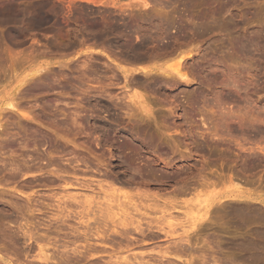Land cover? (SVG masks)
<instances>
[{
	"label": "rangeland",
	"instance_id": "obj_1",
	"mask_svg": "<svg viewBox=\"0 0 264 264\" xmlns=\"http://www.w3.org/2000/svg\"><path fill=\"white\" fill-rule=\"evenodd\" d=\"M129 2L133 4L135 0H0V120L2 119L1 122L3 124H1V128L5 129L4 131V129L0 128V198L5 199L3 201L0 200V214L3 213L0 216V230L3 232L4 229L6 230L8 228V230H4V232H6L4 235L6 241H4L5 239H1L3 238L1 236L3 233L0 231V241H3L0 242V245L4 244L2 246L4 248L6 246L5 250L0 246L3 250H0V260L13 262L12 264H30V259H33L29 256H32L31 254H33V252L27 254L29 256L26 255L25 252L27 251L22 247L24 245V243H22L23 241L17 238L18 235H20L19 227L23 226L24 228V223L27 220L31 230H36L35 232L40 231L41 233L44 232V225H49L54 214L59 211H57L58 208L55 207L56 205L58 206L57 199L60 198V201L62 199L64 201L65 198L62 197V195L67 198L68 196L76 194V197L77 195L79 197L81 195L80 191L84 193V189L87 188H84V186H87L91 182V185L89 184L86 189V193L87 195L90 194L93 199L95 194L97 198L99 197L98 195L105 197L107 194V198L109 196L110 200L113 198L115 200V198H121V195L123 198V194L127 193L126 190L128 193L134 194V191H142V188L146 193L149 189V193L151 194L147 195L150 196V199H143L141 204L144 205L145 203L146 207L151 209L145 208L144 210L147 211L142 210L146 213L150 212L152 216L149 215L153 219H151L149 215L145 216L146 218L144 217L142 228H146V219L148 217H150L148 221L152 220V222L154 219H157L154 221L156 223L159 222V218H164L160 220L158 224L165 232V234L162 232L163 234L160 233L158 235L161 239L157 238L154 241L145 239L143 243L138 241L139 243H137L139 245L134 244L136 246L132 245L128 247V249L126 248L117 253L111 250L106 253L104 252L101 255V259L97 258L99 264H106L109 259L116 258V256H124L126 253L131 257L132 254L134 256V253H136V256H138V254L140 256L142 253L141 257H138L144 262L148 259L146 262H153L150 264H165V259H162L160 254L155 253V251H166L169 247V249H172L173 243H170V241H175L176 239L180 240L181 236H183L184 239H187V237L189 239L191 236L192 238L190 237L191 239L189 240L190 243L193 244L196 241L193 247L191 246V249L194 248L195 245L196 248L192 249V251L189 248L187 252L185 251L186 254L183 252L181 258H183L184 261H177L178 263L174 262L173 264H201L200 259L202 257L205 258L202 263L207 261L205 264H212L210 254L214 252L210 251L208 247L211 244L213 245L214 240L217 238L216 241H219L218 244L221 245H218L215 241L214 244L217 245V247L214 245L213 248L215 247V250H217V248L219 249L216 254L214 253L216 257H218L219 252V258L223 257L222 260L220 259V264H254L251 263V261H247L248 259L245 256H241L242 254L239 255V252H243L238 248L236 250V245H233L239 241L240 238L250 236L253 230H255V228L257 229L256 225L259 224L258 222L255 223V221H253L254 223H247L252 220H244L245 217L242 218L240 211L236 210V208L243 207L242 204L244 205L246 203L243 207L244 210L247 208L249 210H258L260 208L258 211H264V207L262 206L264 203V53L263 55L261 54V56L258 55L260 52L262 53L264 51L262 50L264 49V0H149L148 2H151L149 8L151 10L153 9V14L157 13L158 9L161 7V10L159 9L160 12L164 10L162 13L166 12L169 20L172 19L171 22H173L169 29V36H171V39H167V44H169L166 47L167 49L160 47L159 49L157 47H152V49H150V47L147 49L150 51L149 53L147 50L136 53L127 52L126 49H124L125 45L122 43V37L124 34L130 36V33H124V23L128 15L141 14L138 8H136L137 10L126 8V12H128L127 14L126 12L124 13L122 11L124 9L122 5L124 6V4H128ZM157 2L160 3L157 4ZM154 3L157 4V7ZM175 21L177 23H175ZM5 22L7 23L5 24ZM206 26H208V28ZM119 29L121 31H119ZM191 30L195 31L192 32ZM138 35L139 34L133 35L132 33V37L129 38L133 40V42H136V37ZM256 35L258 37H256ZM247 37L251 40L246 39ZM233 38L234 40L236 39V41H234ZM94 39L96 43L98 42L97 44ZM242 40H254L253 42H255L256 48H259V50H255L253 46L252 48L254 50H251V52L253 51V56L251 54V56L244 57L245 54H241L244 50L241 45ZM236 45L239 46L237 47ZM259 45L263 47L260 48ZM236 47H240L242 51L239 49L236 50ZM239 51L242 57L239 55ZM230 53L234 55V57L227 56L230 55ZM234 53L239 55L238 58H241H239L240 61ZM252 57L255 59L253 60ZM260 57L263 62H261ZM121 59H123V61ZM244 59H246L247 63ZM175 61H181L182 63L181 67L183 69L181 72L185 75V77H183L184 79L182 78L183 80L173 76L170 78V76L168 77L167 75L164 77V74H162L173 67ZM249 62L252 63L248 64ZM169 65L171 66L169 67ZM37 68H41V70H43L41 74L44 72L46 75L44 73L42 74L43 76L40 74L42 78L39 77V79H35V81H31L25 85L24 82L29 79L25 76L30 75L33 71L32 69ZM21 79H23L24 82L17 83V81ZM32 82L35 84L36 82L43 83L46 87L51 85V87H47L48 89L45 87L43 90L39 89L37 92L35 89H29L33 85ZM226 84L229 85L227 86ZM19 85H21L22 88L21 86L19 88ZM228 87L230 90L227 89ZM15 92L18 93V96ZM14 96V102H17L18 110L12 115L9 111H3L5 110L3 104L13 99ZM218 100L221 102H218ZM217 102L224 105L217 107ZM221 107L223 110L220 109ZM216 108L219 110H216ZM228 110L234 111L235 114L232 112L230 113ZM19 112L23 114L20 115ZM7 113L9 114L8 116ZM26 113H28V116L31 115L30 117H32V120H28L25 118L26 116H23L27 115ZM227 113L229 115H227ZM230 114L235 116H231ZM221 116L225 117L221 118ZM243 116L247 120L249 119L248 121L246 120V124L248 123V125L251 126L247 125L246 127L248 129L245 127V123L240 124V122H238ZM245 116H250L251 119L253 118L256 120L253 122V119V121H251L250 117L248 118ZM201 119L204 120L206 125H203V120ZM237 119L239 120L237 121ZM72 120L74 121L72 122ZM83 120H85V122ZM250 121L253 124H251ZM217 124L219 126L224 124V126L218 128ZM240 125H244L243 127L246 129L243 127L242 129L241 127L239 128ZM256 127L260 131L257 130ZM2 131L7 133L4 134ZM240 134L241 136L239 137ZM227 138L230 141H228ZM242 138L247 139L244 140ZM9 140H11V142ZM103 141H105V143ZM83 145H86V147ZM48 151H51V153L54 152V154H52L57 155H55V158H60L59 155H61L63 159L66 156V158H69L70 154H72L71 156L74 155V158L77 156V159L73 158L74 160H71L70 157L69 160H71V162L68 163V165L70 164L68 168L73 167L75 170L70 168L69 174L65 171L63 174H60L64 177L66 173L65 175L69 176L71 180L66 176L64 179L60 178V175H58V177L56 175L54 176L51 171L54 169L55 172V170L59 168L55 169L57 166L51 165L53 169L49 166L52 169H49L52 175L47 171L49 167L48 165L46 166V164H48L50 160V164L57 162L56 165L58 166L62 160L55 159L54 157L55 160L51 159L52 157L49 158ZM64 153L66 156H64ZM123 155H125L127 159H125ZM209 155H211V157ZM42 159H44V161ZM47 159L49 160L48 162ZM65 159L62 160V162H64L61 163L64 167H67L68 165H64V163L67 164ZM79 159H84L83 162L86 164ZM76 161L79 162V164H77ZM72 162L77 168L71 166ZM105 166L107 167L106 170ZM64 167L62 168L64 169ZM88 167L89 170L87 169ZM133 167H135V169ZM61 170L62 169L59 171ZM134 170L137 171V173H134ZM71 171H74V174L71 173ZM104 172L109 174V178L111 179L108 180V176ZM94 173L96 174L94 175ZM100 173L103 175L105 174L104 178ZM74 175H77L75 176V178L77 177L76 179ZM54 177L56 179H54ZM114 177L115 182L112 181ZM68 178L70 182L67 181ZM99 178L101 181H99ZM57 179H59V181ZM74 179L77 183L79 181H83L84 183H79V186L73 183L75 181ZM103 179L104 182H102ZM107 180L111 182L110 186L105 182ZM132 180H134L135 183ZM247 180L251 181L248 182ZM117 181H121L119 182L121 185H125L127 182L129 183L125 186L123 185L122 187L124 189L121 190L122 187L117 184ZM104 183L107 184L105 185ZM198 183H204V185L199 184V186ZM81 184L85 185L82 186ZM129 184L133 187L136 186V188H141V186H143L141 189L138 188V190H135L136 188L133 189V187L131 190H128L127 188H131ZM192 184L195 186L192 187ZM98 186L103 187V189ZM176 186L179 187V190L180 187L184 189L187 186L192 189L190 190V188L187 187L189 189L188 192L181 190L184 191V193L179 191L181 194L176 192V195L174 191L177 188ZM147 187L148 189L146 190L145 188ZM114 189L117 190V193ZM88 190L92 192L90 193ZM118 191H124V193L121 192V194ZM104 192L106 194H104ZM152 192L159 193H156L158 194L156 195ZM170 192H173L175 195H171ZM168 193H170L171 196H169ZM22 194H24V197H22ZM230 194L236 196L226 197ZM155 195L158 198L156 204L154 200L151 199V196L153 198L156 197ZM26 196L30 198L29 202L26 201ZM55 196L57 198H55ZM90 196L89 198L91 199ZM101 196L98 199L95 197L97 201L94 200V202H99V199L100 202H102L103 199L104 202L109 200ZM161 197H165V199L172 197L173 200L170 198V201H168L169 199L165 200L162 198L164 202ZM249 197L253 199L257 198L258 200L256 199L252 202V200H249ZM219 199L223 203L221 202L219 204ZM217 200L219 202L215 204ZM229 200L233 201L230 203ZM239 200L241 203L238 202ZM7 201H11V204H13L12 207L5 208L6 206L3 202H6V205H8ZM166 201L167 203L172 201V204L165 205ZM212 201L213 205L210 208L222 209L224 206L225 208L222 210L216 209L218 213L215 212L216 210H213L211 215L210 208L206 207L207 204ZM234 201L235 203H239L235 204L236 207L234 206ZM224 202L228 203L226 204ZM257 203H259V205ZM102 205L105 206V203L102 202ZM246 205L247 208L245 207ZM29 207L30 211L34 209L32 210L33 213L26 209ZM61 207L64 206L61 204ZM231 211L234 214H232ZM5 213H11L10 217H8L9 215L6 217ZM3 215L5 216L3 217ZM22 216L25 219H23ZM161 216H163V218ZM204 216L212 217L210 218L212 222L206 223L207 226L205 224V227L204 225H200L202 227H198L197 229L195 227H192L193 229L190 228L191 222L199 223L201 217ZM232 216L233 218L231 219ZM234 216L237 220L239 219V222L234 219ZM16 217L18 219L21 217L22 219L18 220ZM6 218L7 220L10 218L9 220L12 222H7ZM15 219L17 223H15ZM3 222L5 226L2 225ZM52 222L50 226L53 225L52 227H55V221ZM221 222L222 224H220ZM171 223H174L175 226L170 227L169 225H171ZM144 224L145 226H143ZM17 228L19 230H17ZM199 228H201L200 231ZM13 229L15 232L12 231ZM11 231L12 235H15V233L17 234V236H14L15 238L11 237ZM9 235L11 241L14 240L15 242H11L9 237H6ZM136 236L137 235L134 237ZM202 237H204L203 239H205V241L202 240V242H200ZM136 238L139 239L140 237ZM184 239H182V241ZM18 240H20V242ZM179 240H176V242ZM191 241L194 242L192 243ZM197 241L199 242L197 243ZM224 242L225 244H222ZM201 243L204 245L201 247L202 249L206 247V249L204 248L205 251L197 250ZM207 243L210 244L208 245ZM212 245L210 246L211 248ZM223 246L224 250L227 249L225 252H223ZM233 248L235 251H233ZM237 251L239 252L237 253ZM5 252L6 254H4ZM50 252L52 251L50 250ZM201 252H205V256L208 254L209 256H207L209 258L207 256L205 257L204 254L202 255ZM142 257H144L145 260ZM226 258L228 259L227 261L230 262H227ZM242 261L244 262L242 263ZM91 262L92 260H88L87 262H80L79 264H90ZM70 264L73 263L71 262ZM166 264L172 263L167 261Z\"/></svg>",
	"mask_w": 264,
	"mask_h": 264
},
{
	"label": "bare ground",
	"instance_id": "obj_2",
	"mask_svg": "<svg viewBox=\"0 0 264 264\" xmlns=\"http://www.w3.org/2000/svg\"><path fill=\"white\" fill-rule=\"evenodd\" d=\"M149 1V0H148ZM147 0H135V3L133 2V4L132 3H128V4H124V6L122 5V7H124V9L122 10V8H121V10L125 13L126 12V8H133V9H136V8H138L140 11H141V14L140 15H138L137 14V11H136V14L137 15H134V14H132V16H130V15H128V17H127V20L125 21V23H124V33H130L129 35L130 36H126L124 33V36L122 37V43L125 45V47H124V49H126V51L127 52H143V51H145V50H147L148 48H150V49H152V47L154 48V47H157L158 49H159V47L160 48H165V49H167L166 47H167V45H169V44H167V39H171V36H169V29H170V27H171V25H172V23L173 22H171V20H169V18H168V14L166 15L165 13H162V12H164V10L163 11H161L160 12V10L158 9V12L157 13H155V14H153V12H152V10L149 8L150 7V4H151V2H148ZM160 1V0H159ZM162 2V1H161ZM160 3V2H159ZM158 2H157V4H159ZM226 3V2H225ZM155 4V3H154ZM153 4V5H154ZM157 4H155L156 5V7H157ZM163 5V4H162ZM164 6V5H163ZM227 6V5H226ZM151 7H153V6H151ZM165 8V7H164ZM169 8V7H168ZM117 9H119V8H117ZM163 9V8H162ZM137 10V9H136ZM157 10V9H156ZM119 11V10H118ZM121 11V12H122ZM122 12V13H123ZM128 12V11H127ZM127 12H126V14H127ZM131 12V11H130ZM133 12H135V11H133ZM160 12V13H159ZM172 12V11H171ZM152 13V14H151ZM126 14H125V16H126ZM130 14V13H129ZM170 14H172V13H170ZM173 16V15H172ZM120 18V17H119ZM173 18V17H172ZM121 20V19H120ZM2 21V20H1ZM111 21V20H110ZM119 21V20H118ZM123 21V20H122ZM108 22H109V20H108ZM7 22H5V24H6ZM110 23V22H109ZM114 23V22H113ZM175 23H177L176 21H175ZM214 23V22H213ZM181 24V23H180ZM228 24V23H227ZM119 25V24H118ZM123 25V24H122ZM135 25V26H134ZM220 25V24H219ZM120 26V25H119ZM223 26V25H222ZM85 27V26H84ZM186 27V26H185ZM198 27H200V26H198ZM207 28H208V26H206ZM216 27V26H215ZM117 28V27H116ZM116 28H114V29H116ZM212 28V27H211ZM216 28H218V27H216ZM180 29H182V28H180ZM191 29V28H190ZM197 29V28H196ZM201 29V28H200ZM204 29L206 30V28L204 27ZM224 29H226V28H224ZM223 29V30H224ZM102 30V29H101ZM193 30V29H192ZM191 30V31H192ZM209 30V29H208ZM98 31V30H97ZM117 31V30H116ZM119 31H121L120 29H119ZM122 31H123V29H122ZM176 31H178V30H176ZM195 31V30H194ZM194 31H192V32H194ZM198 31V30H197ZM201 31H203V30H201ZM207 31V30H206ZM134 32H135V34H139L136 38H137V41L136 42H133V40H130V38L132 37L131 35H132V33H133V35H135L134 34ZM183 32V31H182ZM185 32V31H184ZM189 32V31H188ZM196 33V32H195ZM194 33V34H195ZM203 33V32H202ZM207 33V32H206ZM112 34V33H111ZM117 34V33H116ZM121 34V33H120ZM183 34V33H182ZM221 34V33H220ZM229 34H231V33H229ZM89 35V34H88ZM105 35V34H104ZM110 35V34H109ZM228 35V34H227ZM114 36H116V35H114ZM179 36V35H178ZM235 36H237V35H235ZM245 36V35H244ZM106 37V36H105ZM130 37V38H129ZM180 37V36H179ZM178 37V38H179ZM228 37V36H227ZM256 37H258L257 35H256ZM92 38H94V37H92ZM119 38H121V37H119ZM135 38V39H136ZM175 38V37H174ZM174 38H172V39H174ZM242 38H244V37H242ZM175 39H177V38H175ZM246 39H248V37L246 38ZM260 39V38H259ZM101 40V39H100ZM225 40V39H224ZM231 40V39H230ZM233 40H234V38H233ZM248 40H251L250 38L248 39ZM263 40V39H262ZM261 40V41H262ZM94 41H95V39H94ZM105 41V40H104ZM234 41H236V39L234 40ZM233 41V42H234ZM254 40H252V41H247V40H245V41H241V45H242V49H244L243 51H242V49H240V47L239 48H237L239 45H236L237 47H236V50L237 49H239L240 51H242L241 52V54H245L244 55V57L246 56V57H248V56H251V54H252V56H253V51L251 52V50L253 49L252 47L254 46V48H255V50L257 49L256 47V44H255V42H253ZM118 42V41H117ZM120 42V41H119ZM172 42V41H171ZM230 42V41H229ZM228 42V43H229ZM95 43H96V41H95ZM98 43V42H97ZM96 43V44H97ZM108 43V42H107ZM110 43V42H109ZM121 43V44H122ZM170 43V42H169ZM173 43V42H172ZM258 43V42H257ZM93 44H94V42H93ZM171 44V43H170ZM229 44H231V43H229ZM237 44V43H236ZM239 44V43H238ZM259 44V43H258ZM257 44V45H258ZM261 44V43H260ZM263 44V43H262ZM233 45V44H232ZM264 45V44H263ZM230 46V45H229ZM261 45H259V47H260ZM113 47V46H112ZM263 47V46H262ZM262 47H260V48H262ZM113 49V48H112ZM169 49V48H168ZM233 49V48H232ZM235 49V48H234ZM155 50V49H154ZM178 50V49H177ZM254 50V49H253ZM257 50H259V48L257 49ZM262 50H264V49H262ZM121 51H122V49H121ZM125 51V52H126ZM148 51V50H147ZM240 51H239V55H240ZM150 51H148V53H149ZM155 52V51H154ZM163 52V51H162ZM167 52V51H166ZM223 52V51H222ZM115 53V52H114ZM119 53H121V52H119ZM123 53H124V51H123ZM147 53V52H146ZM236 53H238V52H236ZM236 53H234L235 55H237V58H238V54H236ZM259 53V52H258ZM257 53V54H258ZM263 53H264V51L261 53H259L258 55L259 56H261V54L263 55ZM155 54V53H154ZM160 54H161V52H160ZM169 54V53H168ZM175 54V53H174ZM118 55V54H117ZM116 55V56H117ZM125 55V54H124ZM153 55V54H152ZM151 55V56H152ZM187 55V54H186ZM189 55V54H188ZM204 55V54H203ZM119 56V55H118ZM117 56V57H118ZM156 56H158V55H156ZM171 56V55H170ZM169 56V57H170ZM182 56V55H181ZM185 56V55H184ZM227 56H233L234 57V55H232L231 53H230V55H227ZM241 56V55H240ZM130 57V56H129ZM148 57V56H147ZM207 57V56H206ZM242 57V56H241ZM256 57V56H255ZM115 58V57H114ZM120 58V57H119ZM122 58V57H121ZM150 58H152V57H150ZM154 58V57H153ZM215 58V57H214ZM236 58V59H237ZM240 58V57H239ZM238 58V59H239ZM262 58H263V56H262ZM262 58L260 57V59H261V62H263L262 61ZM144 59V58H143ZM159 59V58H158ZM162 59V58H161ZM170 59V58H169ZM207 59V58H206ZM225 59V58H224ZM241 59V58H240ZM240 59H239V61H240ZM252 59H253V57H252ZM255 59V58H254ZM253 59V60H254ZM122 61H123V59H121ZM120 60V61H121ZM129 60V59H128ZM127 60V61H128ZM152 60V59H151ZM181 60H182V57H181ZM202 60V59H201ZM245 61H246V59H244ZM259 60V59H258ZM125 61H126V59H125ZM124 61V62H125ZM134 61V60H133ZM156 61V60H155ZM164 61H165V59H164ZM214 61V60H213ZM220 61V60H219ZM227 61V60H226ZM132 62V61H131ZM143 62H145V61H143ZM143 62H141V63H143ZM153 62V61H152ZM163 62V61H162ZM177 63V64H176ZM208 63V62H207ZM217 63V62H216ZM246 63H247V61H246ZM252 63V62H251ZM250 62L248 63V64H251ZM154 64H156V63H154ZM160 64V63H159ZM198 64V63H197ZM219 64V63H218ZM134 65V64H133ZM205 65V64H204ZM207 65V64H206ZM253 65V64H252ZM27 66V65H26ZM147 66V65H146ZM158 66V65H157ZM171 65H169V67H170ZM182 63H181V61H175V64H174V66L173 67H171L168 71H166V72H163L162 70V74H164V77L167 75L168 77L170 76V78H171V76H173V77H178V78H180V79H182L183 77H185V75L181 72V70L183 69L182 67ZM184 66V65H183ZM210 66V65H209ZM249 66H251V65H249ZM261 66V65H260ZM24 67V66H23ZM49 67V66H48ZM168 67V66H167ZM238 67V66H237ZM246 67V66H245ZM264 67V66H263ZM212 68V67H211ZM251 68V67H250ZM249 68V69H250ZM254 68V67H253ZM256 68V67H255ZM258 68V67H257ZM208 69V68H207ZM216 69V68H215ZM220 69V68H219ZM238 69V68H237ZM252 69V68H251ZM14 70V69H13ZM33 71L30 73V75H28V76H25L26 78L28 77L29 79L27 80V81H23V79H21V80H19V81H17V83H22V82H24L25 83V85H26V83H30L31 81H35V79H39V77H40V74H41V71H43V70H41V68H37V69H32ZM222 70V69H221ZM256 70V69H255ZM209 71V70H208ZM243 71V70H242ZM241 71V72H242ZM260 71H261V68H260ZM14 72H15V70H14ZM247 72V71H246ZM249 72V71H248ZM44 73V72H43ZM42 73V74H43ZM156 73H158V72H156ZM223 73V72H222ZM260 73V72H259ZM263 73V72H262ZM261 73V74H262ZM41 74V75H42ZM45 74V73H44ZM213 74V73H212ZM254 74H255V72H254ZM46 75V74H45ZM51 75V74H50ZM205 75V74H204ZM229 75V74H228ZM239 75V74H238ZM241 75V74H240ZM15 76V75H14ZM43 76V75H42ZM56 76V75H55ZM213 76V75H212ZM252 76V75H251ZM24 77V78H25ZM46 77V76H45ZM130 77V76H129ZM214 77V76H213ZM226 77V76H225ZM230 77V76H229ZM40 78H42V77H40ZM47 78V77H46ZM45 78V79H46ZM162 78V77H161ZM227 78V77H226ZM251 78V77H250ZM166 79H167V77H166ZM184 79V78H183ZM182 79V80H183ZM234 79V78H233ZM47 80V79H46ZM50 80V79H49ZM48 80V81H49ZM56 80V79H55ZM130 80V79H129ZM167 81V80H166ZM165 81V82H166ZM170 81V80H169ZM173 81H174V78H173ZM178 81V80H177ZM41 82V81H40ZM81 82V81H80ZM171 82V81H170ZM226 82V81H225ZM241 82V81H240ZM3 83V82H2ZM1 83V84H2ZM23 83V84H24ZM33 83V82H32ZM31 83V84H32ZM127 83H128V81H127ZM179 83V82H178ZM212 83V82H211ZM218 83H219V81H218ZM217 83V84H218ZM229 83H230V81H229ZM22 84V85H23ZM168 84H169V82H168ZM209 84V83H208ZM30 85V84H29ZM52 85H53V83H52ZM54 85H56V84H54ZM77 85V84H76ZM83 85V84H82ZM227 85V84H226ZM229 85V84H228ZM227 85V86H228ZM20 86L21 85H19L18 87L20 88ZM50 87H51V85H49ZM49 86H47V87H49ZM246 86V85H245ZM46 87V85H44L43 83H39V82H36V84L35 83H33V85H32V87L31 88H29V89H35V90H37V92H38V90L39 89H44ZM46 87V88H47ZM73 87H74V85H73ZM225 87V86H224ZM21 88H22V86H21ZM28 88V87H27ZM26 88V89H27ZM55 88V87H54ZM85 88V87H84ZM159 88V87H158ZM16 89H18V88H16ZM48 89V88H47ZM50 89V88H49ZM72 89V88H71ZM227 89H229V87L227 88ZM69 90V89H68ZM230 90V89H229ZM19 91H21V90H19ZM85 91V90H84ZM226 91V90H225ZM232 91V90H231ZM13 92V91H12ZM18 92V91H17ZM46 92H48V91H46ZM56 92V91H55ZM16 93V92H15ZM21 93V92H20ZM19 93V94H20ZM43 93V92H42ZM49 93V92H48ZM80 93V92H79ZM234 93H236V92H234ZM13 94V93H12ZM17 94V96H18V93H16ZM32 94V93H31ZM41 94V93H40ZM82 94H83V92H82ZM122 94V93H121ZM15 95V94H14ZM16 96V95H15ZM15 96H14V98L13 99H11L10 101H8L7 103H5V104H3L4 105V109L5 110H3V111H9V112H11L12 113V115H13V113H16L17 112V108H18V105H17V102L15 103L14 102V100H15ZM218 96H221V95H218ZM223 96V95H222ZM125 97V96H124ZM17 98V97H16ZM19 98V97H18ZM250 98V97H249ZM220 99H221V97H220ZM225 99V98H224ZM223 99V100H224ZM240 99V98H239ZM58 100V99H57ZM243 100H245V99H243ZM225 101V100H224ZM134 102V101H133ZM218 102H221L220 100H218ZM217 102V103H218ZM226 102V101H225ZM235 102V101H234ZM76 103V102H75ZM98 103V102H97ZM214 103H216V102H214ZM67 104V103H66ZM99 104V103H98ZM134 104H135V102H134ZM220 104V105H219ZM226 104H228V103H226ZM20 105V104H19ZM79 105V104H78ZM94 105V104H93ZM129 105V104H128ZM216 105V104H215ZM221 105H224V104H221V103H218L216 106L217 107H220ZM102 106V105H101ZM248 106V105H247ZM20 107V106H19ZM76 107V106H75ZM128 107V106H127ZM229 107V106H228ZM239 107V106H238ZM238 107H237V109H238ZM224 108V107H223ZM218 108H216V110H217ZM220 109H222V107L220 108ZM226 109V108H225ZM229 109H231V108H229ZM235 109V108H234ZM246 109V108H245ZM77 110H79V109H77ZM219 110V109H218ZM223 110V109H222ZM227 110V109H226ZM233 110V109H232ZM230 111V110H228V111H230V113L232 112V113H234V111ZM238 111V110H237ZM130 112V111H129ZM140 112V111H139ZM240 112V111H239ZM20 113V112H19ZM222 113V112H221ZM225 113V112H224ZM223 113V114H224ZM237 113V112H236ZM4 114V113H3ZM21 114H23V113H20V115ZM27 115H23V116H26L25 118H27L28 120H32V117H30L31 115H29L28 116V113H26ZM30 114V113H29ZM235 114V113H234ZM240 114H241V112H240ZM6 115V114H5ZM9 114L7 113V116H8ZM227 115H229L228 113H227ZM231 115V114H230ZM233 115V114H232ZM231 115V116H232ZM237 115V114H236ZM238 115H239V113H238ZM237 115V116H238ZM1 116V115H0ZM6 116V117H7ZM32 116H33V113H32ZM74 116V115H73ZM233 116H235V115H233ZM236 116V117H237ZM241 116V115H240ZM12 117V116H11ZM148 117V116H147ZM202 117V116H201ZM222 117H225V116H221V118ZM245 117H250V116H245ZM257 117V116H256ZM9 118V117H8ZM7 118V119H8ZM75 118V117H74ZM77 118V117H76ZM203 118V117H202ZM240 118V117H239ZM35 119V118H34ZM37 119H38V116H37ZM82 119V118H81ZM233 119H235V118H233ZM250 119H251V117H250ZM253 119V118H252ZM251 119V121H253ZM259 119V118H258ZM2 120V119H1ZM1 120H0V128L2 127V122H1ZM40 120V119H39ZM43 120V119H42ZM75 120V119H74ZM74 120H72V122L74 121ZM201 120H203V119H201ZM207 120V119H206ZM209 120V119H208ZM212 120V119H211ZM236 120V119H235ZM239 119H237V121H238ZM246 118H244V116H243V118H241L238 122H240V124H244L245 125V127L248 125V123L246 124V122L249 120H247ZM256 120V119H255ZM255 120L253 121V122H255ZM261 120V119H260ZM71 121V120H70ZM84 122H85V120H83ZM250 121V123L251 124H253L252 122ZM6 122H7V120H6ZM42 122V121H41ZM72 122H71V124H72ZM80 122V121H79ZM203 122V125H206L205 124V122H204V120L202 121ZM218 122H220V121H218ZM228 122V121H227ZM226 122V123H227ZM236 122V121H235ZM237 122V123H238ZM257 122V121H256ZM236 123V124H237ZM258 123V122H257ZM2 124V125H1ZM80 124V123H79ZM82 124V123H81ZM220 124V123H219ZM228 124V123H227ZM5 125V124H4ZM74 125H75V122H74ZM218 125V124H217ZM244 125H240L239 126V128L241 127V129H242V127L244 126ZM98 126V125H97ZM102 126V125H101ZM200 126V125H199ZM215 126H216V124H215ZM221 126H224V124L223 125H221ZM221 126H217L218 128L219 127H221ZM228 126V125H227ZM248 126H250V125H248ZM254 126V125H253ZM257 126V125H256ZM245 127H243V128H245ZM251 127V126H250ZM81 128H82V125H81ZM195 128V127H194ZM247 128V127H246ZM245 128V129H246ZM253 128V127H252ZM251 128V129H252ZM1 129H4V128H1ZM217 129V128H216ZM223 129V128H222ZM221 129V130H222ZM248 129V128H247ZM254 129V128H253ZM252 129V130H253ZM256 129H257V127H256ZM106 130V129H105ZM221 130H219V131H221ZM224 130V129H223ZM257 130H259V129H257ZM262 130V129H261ZM4 131H5V129H4ZM7 131V130H6ZM216 131V130H215ZM246 131V130H245ZM244 131V132H245ZM254 131V130H253ZM260 131V130H259ZM3 132V131H2ZM228 132V131H227ZM241 132V131H240ZM262 132V131H261ZM4 134H6L7 132H3ZM35 133V132H34ZM99 133V132H98ZM133 133V132H132ZM238 133V132H237ZM236 133V134H237ZM249 133V132H248ZM260 133V132H259ZM21 134V133H20ZM37 134V133H36ZM230 134V133H229ZM41 135V134H40ZM138 135V134H137ZM140 135V134H139ZM157 135V134H156ZM43 136V135H42ZM143 136V135H142ZM162 136V135H161ZM224 136V135H223ZM226 136V135H225ZM224 136V137H225ZM229 136V135H228ZM241 136V134L239 135V137ZM261 136V135H260ZM1 137V136H0ZM8 137H10V136H8ZM12 137V136H11ZM46 137V136H45ZM102 137V136H101ZM136 137H138V136H136ZM135 137V138H136ZM158 137V136H157ZM220 137V136H219ZM227 137V136H226ZM231 137V136H230ZM238 137V138H239ZM243 137H245V136H243ZM249 137V136H248ZM255 138H257L256 136H254ZM88 138V137H87ZM109 138H110V136H109ZM255 138H253V139H255ZM260 138V137H259ZM14 139V138H13ZM32 139V138H31ZM37 139H39V138H37ZM36 139V140H37ZM102 139V138H101ZM108 139V138H107ZM116 139V138H115ZM137 139H139V138H137ZM141 139V138H140ZM154 139V138H153ZM206 139V138H205ZM228 139V138H227ZM231 139V138H230ZM242 139H244V138H242ZM247 139V138H246ZM246 139H244V140H246ZM32 140H34V139H32ZM98 140V139H97ZM249 140V139H248ZM261 140H262V138H261ZM7 141V140H6ZM10 142H11V140H9ZM99 141V140H98ZM97 141V142H98ZM129 141V140H128ZM161 141V140H160ZM228 141H230L229 139H228ZM259 141V140H258ZM2 142V141H1ZM15 142V141H14ZM17 142V141H16ZM26 142V141H25ZM34 142V141H33ZM51 142V141H50ZM49 142V143H50ZM88 142V141H87ZM95 142V141H94ZM104 143H105V141H103ZM114 142V141H113ZM249 142V141H248ZM256 142V141H255ZM262 142V141H261ZM194 143V142H193ZM216 143V142H215ZM227 143V142H226ZM231 143V142H230ZM51 144H52V142H51ZM94 144V143H93ZM97 144V143H96ZM99 144V143H98ZM132 144V143H131ZM154 144V143H153ZM251 144V143H250ZM254 144V143H253ZM3 145V144H2ZM26 145V144H25ZM105 145V144H104ZM120 145V144H119ZM118 145V146H119ZM148 145V144H147ZM159 145V144H158ZM165 145V144H164ZM263 145V144H262ZM27 146V145H26ZM84 146V145H83ZM107 146V145H106ZM34 147V146H33ZM84 147H86V145L84 146ZM102 147V146H101ZM148 147V146H147ZM51 148V147H50ZM62 148V147H61ZM110 148H111V146H110ZM161 148V147H160ZM169 148V147H168ZM177 148V147H176ZM253 148V147H252ZM263 148V147H262ZM65 149V148H64ZM127 149V148H126ZM230 149V148H229ZM36 150V149H35ZM34 150V151H35ZM68 150V149H67ZM78 150V149H77ZM103 150V149H102ZM106 150V149H105ZM157 150V149H156ZM170 150V149H169ZM172 150V149H171ZM215 150V149H214ZM223 150V149H222ZM91 151V150H90ZM123 151V150H122ZM188 151V150H187ZM218 151V150H217ZM229 151V150H228ZM1 152V151H0ZM81 152V151H80ZM208 152V151H207ZM207 152H205V153H207ZM6 153V152H5ZM34 153V152H33ZM53 154H54V152H52ZM51 153V151L49 152L48 151V156H49V158L50 157H52L51 159H53V160H55L56 158L57 159H62V160H64L67 156H66V154L64 153V156H66V157H64V159H63V157L61 158V155H59V157L60 158H58V157H56L55 158V155H53ZM57 153V152H56ZM67 153V152H66ZM69 153V152H68ZM91 153V152H90ZM119 153H120V149H119ZM187 153V152H186ZM189 153V152H188ZM201 153V152H200ZM40 154V153H39ZM52 154V155H51ZM70 154V153H69ZM105 154V153H104ZM126 154V153H125ZM185 154V153H184ZM213 154V153H212ZM229 154V153H228ZM3 155V154H2ZM42 155V154H41ZM46 155V156H47ZM72 154H70V157H71V160L74 158V155L73 156H71ZM101 155V154H100ZM144 155V154H143ZM190 155V154H189ZM4 156V155H3ZM7 156V155H6ZM40 156V155H39ZM44 156V155H43ZM42 156V157H43ZM47 156V157H48ZM57 156V155H56ZM63 156V155H62ZM123 156H125V155H123ZM145 156V155H144ZM210 157H211V155H209ZM208 156V157H209ZM244 156V155H243ZM55 159H54V158ZM69 157V158H70ZM77 156H75V158H76ZM134 157V156H133ZM132 157V158H133ZM157 157V156H156ZM245 157V156H244ZM9 158V157H8ZM69 158H66L65 159V161H66V163L67 164H65L64 163V165H68V163H70L71 162V160H69ZM74 158V159H75ZM117 158V157H116ZM120 158V157H119ZM141 158V157H140ZM161 158V157H160ZM240 158V157H239ZM3 159V158H2ZM4 159H6V158H4ZM73 159V160H74ZM77 159V158H76ZM125 159H127L126 158V156H125ZM156 159V158H155ZM235 159V158H234ZM245 159H247V158H245ZM43 161H44V159H42ZM62 160H61V162H62ZM80 160V159H79ZM78 160V161H79ZM84 160V159H83ZM83 160H80V161H82L83 162ZM87 160V159H86ZM124 160V159H123ZM226 160V159H225ZM228 160V159H227ZM4 161V160H3ZM2 161V162H3ZM40 161V160H39ZM49 160L47 159V162H48ZM57 161V160H56ZM59 161V160H58ZM69 161V162H68ZM96 161V160H95ZM104 161V160H103ZM102 161V162H103ZM108 161V160H107ZM138 161V160H137ZM171 161V160H170ZM230 161V160H229ZM247 161V160H246ZM6 162H7V160H6ZM50 162H51V160L48 162V164H46V166L48 165V167L49 166H51V165H53V166H57L55 169H57L58 167V169L60 170V169H62L61 171H59L58 169L57 170H55V172H54V169H53V167L51 166V168L53 169H51L50 167L48 168V170L47 171H49L50 172V170L49 169H51L52 171L51 172H53V174H54V176L56 175L57 177H58V175H60V174H63L64 173V171L65 172H70V168H72L73 170H75L73 167H70V168H68L69 166H70V164L65 168L64 166H63V162L61 163L60 162V164H59V166L58 165H56L57 164V162L56 163H52V164H50ZM77 162V161H76ZM89 162V161H88ZM97 162V161H96ZM42 163V162H41ZM83 163H85V162H83ZM120 163H122V162H120ZM123 163H124V161H123ZM230 163V162H229ZM232 163V162H231ZM15 164V163H14ZM50 164V165H49ZM55 164V165H54ZM75 164V163H74ZM77 164H79V162H77ZM86 164V163H85ZM100 164V163H99ZM104 164H107V163H104ZM119 164V163H118ZM126 164V163H125ZM228 164V163H227ZM243 164V163H242ZM245 164V163H244ZM263 164V163H262ZM108 165V164H107ZM229 165V164H228ZM247 165H249V164H247ZM45 166V167H46ZM64 167V169L62 168V167ZM71 166H75V165H73V162H72V165ZM87 166V165H86ZM118 166H120V165H118ZM129 166V165H128ZM243 166V165H242ZM245 166H246V164H245ZM251 166V165H250ZM61 167V168H60ZM83 167V166H82ZM102 167V166H101ZM106 167V166H105ZM123 167V166H122ZM136 167V166H135ZM135 167H133L134 169H135ZM229 167V166H228ZM32 168V167H31ZM30 168V169H31ZM47 168V167H46ZM67 168H68V170H67ZM75 168H77V166H75ZM110 168V167H109ZM132 168V167H131ZM227 168V167H226ZM243 168V167H242ZM29 169V168H28ZM42 169V168H41ZM83 169H84V167H83ZM88 170H89V167L87 168ZM107 169V167L105 168V170ZM151 169V168H150ZM5 170V169H4ZM77 170V169H76ZM91 170V169H90ZM94 170V169H93ZM100 170V169H99ZM128 170V169H127ZM131 170H133V169H131ZM137 170V169H136ZM238 170V169H237ZM252 170V169H251ZM81 171V170H80ZM84 171V170H83ZM97 171V170H96ZM110 171V170H109ZM135 171V170H134ZM254 171H256V170H254ZM258 171V170H257ZM50 172V173H51ZM75 172H77V171H75ZM84 172H86V171H84ZM101 172V171H100ZM140 172H141V170H140ZM71 173H73L74 174V171H71ZM90 173V172H89ZM88 173V174H89ZM104 173H106V172H104ZM113 173V172H112ZM132 173V172H131ZM134 173H137V171H135ZM152 173V172H151ZM161 173V172H160ZM164 173V172H163ZM240 173H241V171H240ZM66 174V173H65ZM64 174V177L62 176V175H60L59 177L60 178H65V175ZM69 174V173H68ZM83 174H86V173H83ZM96 173H94V175H95ZM98 174H99V172H98ZM101 174V173H100ZM107 174V173H106ZM165 174V173H164ZM251 174V173H250ZM249 174V175H250ZM51 175H52V173H51ZM50 175V176H51ZM103 174H101V176H102ZM105 175V174H104ZM104 175H103V178H104ZM148 175V174H147ZM170 175V174H169ZM173 175V174H172ZM171 175V176H172ZM62 176V177H61ZM73 176V175H72ZM75 176H77V175H74V178H75ZM84 176V175H83ZM100 176V175H99ZM100 176V177H101ZM107 176H108V180L109 179H111V178H109V174H107ZM139 176V175H138ZM146 176V175H145ZM243 176V175H242ZM53 177V176H52ZM51 177V178H52ZM66 177H69V176H66ZM127 177V176H126ZM135 177V176H134ZM147 177V176H146ZM163 177V176H162ZM245 177V176H244ZM59 178V179H60ZM70 178V177H69ZM69 178H68V182H70L69 181ZM77 178V177H76ZM75 178V179H76ZM98 178V177H97ZM106 178V177H105ZM237 178V177H236ZM53 179V178H52ZM51 179V180H52ZM54 179H56L55 177H54ZM59 179H57L58 181H59ZM63 179H62V182H63ZM73 179V178H72ZM74 179V180H75ZM107 179V178H106ZM114 179H115V177L112 179V181L113 182H115L114 181ZM124 179V178H123ZM187 179V178H186ZM252 179V178H251ZM254 179V178H253ZM264 179V178H263ZM50 180V181H51ZM61 180V179H60ZM70 180H71V178H70ZM94 180V179H93ZM105 181V182H107L108 183V185L110 186V184H111V182H109V181ZM181 180H183V179H181ZM53 181H55V180H53ZM52 181V182H53ZM64 181H66V180H64ZM66 181V182H67ZM96 181V180H95ZM94 181V182H95ZM99 181H101V179L99 178ZM98 181V182H99ZM111 181V180H110ZM132 181H134V180H132ZM185 181V180H184ZM248 181V180H247ZM246 181V182H247ZM249 181H251V180H249ZM248 181V182H249ZM4 182V181H3ZM51 182V183H52ZM73 182V181H72ZM87 182H90V181H87ZM102 182H104V179H103V181ZM112 182V183H113ZM118 182V181H117ZM119 182H121V181H119ZM119 182L117 183L118 185H121V184H119ZM125 182V181H124ZM180 182V181H179ZM195 182V181H194ZM247 182V183H248ZM53 183H55V182H53ZM52 183V184H53ZM73 183H76V184H78L79 185V183H84L83 181H79L78 183H77V181L75 180ZM72 183V184H73ZM86 183V182H85ZM107 183H104L105 185L107 184ZM126 183V182H125ZM129 182H127L125 185H127ZM133 183V182H132ZM134 183H135V181H134ZM161 183V182H160ZM65 184V183H64ZM67 184V183H66ZM71 184V185H72ZM90 185H91V182L89 183ZM88 184V185H89ZM93 184V183H92ZM95 184H97V183H95ZM102 184V183H101ZM117 184H115V185H117ZM196 184V183H195ZM200 183H198V185H199ZM202 184V183H201ZM200 184V185H201ZM207 184V183H206ZM254 184V183H253ZM252 184V185H253ZM48 185V184H47ZM82 185V184H81ZM83 185H85V184H83ZM82 185V186H83ZM87 185V184H86ZM88 185L87 186H84V188H88ZM107 185V186H108ZM124 185V184H123ZM123 185H121V187L123 186ZM124 185V186H125ZM191 185V184H190ZM193 185V184H192ZM199 185V186H200ZM202 185H204V183L202 184ZM208 185V184H207ZM238 185V184H237ZM241 185V184H240ZM243 185V184H242ZM248 185V184H247ZM246 185V186H247ZM65 186V185H64ZM70 186V185H69ZM74 186V185H73ZM80 186V185H79ZM113 186H114V184H113ZM129 186H130V184H129ZM135 186V185H134ZM143 186V185H142ZM142 186H141V188H142ZM145 186V185H144ZM183 186V185H182ZM195 185H193L192 187H194ZM249 186V185H248ZM45 187V186H44ZM66 187V186H65ZM72 187V186H71ZM70 187V188H71ZM99 188H102L103 189V187H101V186H98ZM131 188H127L128 190L130 189H132V185L130 186ZM138 187V186H137ZM177 187V188H176ZM175 188H176V190H174L175 191V194L177 195V193L176 192H179V191H181V190H185V192H188V188H190V187H186L187 188V190H186V188H184V189H181V187H180V190L178 189L179 187L178 186H176ZM185 187V186H184ZM66 188H68V187H66ZM73 188V187H72ZM83 188V189H84ZM86 188V189H87ZM134 188H136V186L135 187H133V189ZM139 188V187H138ZM138 188H136L135 190H138ZM141 188H139V189H141ZM175 188H173V189H175ZM183 188V187H182ZM74 189V188H73ZM86 189H84L85 190V192L84 193H82V191H80L81 192V199L78 197V195H77V197H76V194H74L73 196L71 195V196H68L67 198L65 197V196H63L62 195V197H64L65 199H66V202H65V199H64V201H63V199L60 201V198L59 199H57L58 201V206L56 205L55 207L56 208H58L57 209V213L56 214H54V217H53V219H52V221L54 222V223H56L55 224V227H52L53 225H51L50 226V224H51V222H50V224L49 225H44L45 227H44V232H35V231H33V230H31L30 228V224H29V222L26 220V222L24 223V228H23V226H21V227H19V229L21 230H19L18 228H17V230H19V234L20 235H18V237L17 238H19V239H21L22 241V243H24V245L23 244H20V245H23L22 247H24V250L26 249V251L27 252H25L26 253V255L27 254H29L30 252H33V254H31L32 256H29V255H27V256H29V257H31L33 260H31L30 259V264H70L71 262L73 263V264H79L80 262H87L88 260H92V262L90 263V264H99L98 263V260H97V258H100L101 259V255H102V253H106V252H109L110 250L111 251H113V252H120V251H122V250H125L126 248L128 249V247H131L132 245H134V244H138L140 241L143 243V240H145V239H147V240H151V241H154L155 239H159L160 237L158 236L160 233H164L165 234V232H164V230L161 228V226H159L158 224H159V222H160V220H163L164 218H163V216H165V215H163V216H161L163 219H160L159 218V222L158 223H156V222H154L155 220H157V219H154V221L152 222V220H150V221H148V218L150 219V217L152 216L151 214H150V212H143V210L145 209V208H148V207H146V205H145V203H144V205L143 204H141L142 203V200L143 199H150V196L149 195H147V194H151V193H149V189H148V187L147 188H145L146 190H147V193H146V191L144 192L143 191V188H142V191L141 190H139V191H134L133 193L134 194H132V193H128V191L126 190V192L127 193H124V191H121V192H123L124 194H123V198H122V195H121V198H115V200H114V198L113 199H109V196H108V198H107V194L104 192V194H106L105 195V197L107 198L106 200H108V201H103L102 200V202L103 203H105V206L104 205H102V202H100V199H99V202H94V200L95 201H97L96 199H95V195H94V199L90 196V194L89 195H87V193H86ZM91 189V188H90ZM89 189V190H90ZM102 189H100V190H102ZM110 189H111V187H110ZM121 189V188H120ZM124 188L122 187V189L121 190H123ZM156 189V188H155ZM160 189V188H159ZM178 189V190H177ZM192 188H190V190H191ZM241 189V188H240ZM88 190V191H89ZM92 190V189H91ZM108 190V189H107ZM106 190V191H107ZM115 190V189H114ZM158 190V189H157ZM162 190V189H161ZM93 191V190H92ZM92 191H89L90 193L92 192ZM113 191V190H112ZM173 191V190H172ZM262 191V190H261ZM66 192H67V189H66ZM115 192L117 193V190H115ZM119 192V191H118ZM121 192H119V193H121ZM130 192V191H129ZM181 192H183L184 193V191H181ZM23 193V192H22ZM53 193V192H52ZM77 193V192H76ZM152 193H154V194H156V193H159V192H152ZM162 193V192H161ZM164 193H166V192H164ZM171 193V195H175L173 192H170ZM170 193H168L169 194V196H171L170 195ZM173 193V194H172ZM180 193V192H179ZM178 193V194H179ZM54 194V193H53ZM65 194H68V193H65ZM71 194V193H70ZM93 194V193H92ZM103 194V193H102ZM122 194V193H121ZM153 194V195H154ZM181 194V193H180ZM2 195V194H1ZM23 196L22 197H24V194H22ZM55 195V194H54ZM69 195V194H68ZM119 195V194H118ZM117 195V196H118ZM156 195H158V194H156ZM155 195V196H156ZM162 195V194H161ZM89 196L91 197V199L89 198ZM93 196V195H92ZM99 197L101 196V195H98ZM120 196V195H119ZM164 196H165V194H164ZM168 196V197H169ZM193 196V195H192ZM233 196H236V195H232V194H230V195H227L226 197H233ZM1 197V196H0ZM61 197V198H62ZM98 197V198H99ZM102 198H105V197H103V196H101ZM110 197H113V196H110ZM173 197V196H172ZM172 197H170V198H172ZM175 197V196H174ZM177 197V196H176ZM194 197V196H193ZM239 197V196H238ZM4 198V197H3ZM54 198V197H53ZM55 198H57L56 196H55ZM97 198V197H96ZM97 198V199H98ZM160 198V197H159ZM163 197H161V199H162ZM170 198H168V199H165V197L163 198V199H165V200H168V201H170ZM191 198V197H190ZM26 201L27 202H29V200H30V198L28 197V196H26ZM136 199V200H135ZM151 199L152 200H154V202H155V204H156V200L158 199L157 198V196L156 197H153L152 198V196H151ZM162 199V200H163ZM200 199V198H199ZM257 198H250L249 197V200H252V202H253V200H256ZM0 200L1 201H3V200H5V199H1L0 198ZM11 200V199H10ZM160 200V199H159ZM172 200H173V198H172ZM177 200V199H176ZM243 200V199H242ZM248 200V201H249ZM258 200V199H257ZM1 201H0V203H1ZM55 201V200H54ZM111 201H113V202H111ZM137 201V202H136ZM147 201V200H146ZM145 201V202H146ZM164 201V200H163ZM219 201H220V199H219ZM218 200L215 202V204L217 203V202H219ZM224 201V200H223ZM230 201V200H229ZM228 201V202H229ZM231 201H233V200H231ZM231 201H230V203H231ZM65 202V203H64ZM165 202V201H164ZM174 202V201H173ZM209 202V201H208ZM207 202V203H208ZM222 201H220L219 202V204L221 203ZM227 202V203H228ZM238 202H240V200L238 201ZM4 204H5V208H10V207H12V205L13 204H11V201L9 202V201H7V204L8 205H6V202H3ZM35 203H36V201H35ZM38 203V202H37ZM55 203V202H54ZM112 203V204H111ZM223 203V202H222ZM224 203H226V202H224ZM226 203V204H227ZM241 203V202H240ZM242 203H243V201H242ZM245 203V202H244ZM251 203V202H250ZM3 204V205H4ZM61 204L64 206V207H61ZM65 204V205H64ZM168 204H172V201L171 202H169V203H167V201H166V203H165V205H168ZM174 204V203H173ZM235 204H239V203H235V201H234V206H235ZM246 204V203H245ZM244 204V205H245ZM252 204V203H251ZM254 204V203H253ZM258 205H259V203H257ZM2 205V206H3ZM25 205H27V204H25ZM151 205V204H150ZM149 205V206H150ZM154 205V204H153ZM175 205V204H174ZM212 205H213V201L211 202V203H208L207 204V207L206 208H210V207H212ZM222 205V204H221ZM225 205V204H224ZM232 205V204H231ZM241 205V204H240ZM244 205L242 204V206L244 207ZM48 206V205H47ZM157 206V205H156ZM197 206V205H196ZM216 206H218V205H216ZM220 206V205H219ZM230 206V205H229ZM233 206V207H234ZM252 206V205H251ZM254 206V205H253ZM262 206L264 207V203L262 204ZM28 207V206H27ZM48 207H50V206H48ZM154 207V206H153ZM213 207H215V206H213ZM232 207V208H233ZM236 207V206H235ZM234 207V208H235ZM243 207H237L236 208V210H238V211H240V213H241V216H242V218L243 217H245V219L244 220H252L251 222L249 221V222H247V223H254L253 221H255V223L256 222H258L259 224L258 225H256L257 226V229L255 228V230H253V232L250 234V236H248V235H246V236H248V237H245V238H240V240L239 241H237L234 245H233V243H232V245L233 246H235V248H236V250H237V248L238 249H240L241 250V252H243V253H240L239 251H237V253L239 252V255L240 254H242L241 256H245L248 260L247 261H251V263H256V264H264V213H262V212H264V211H258V210H260V208L258 209V210H254V209H248L247 208V205L245 206L247 209L246 210H244L243 209ZM95 208H96V210H95ZM216 208V207H215ZM223 208H225V206L223 207ZM222 208V209H223ZM229 208V207H228ZM227 208V209H228ZM13 209V208H12ZM11 209V210H12ZM28 211H30V207L29 208H26ZM37 209V208H36ZM143 209V210H142ZM149 209V208H148ZM165 209V208H164ZM163 209V210H164ZM217 209V208H216ZM216 209H214V208H210V213L212 212L213 213V210H216ZM222 209H217V210H222ZM0 210H1V208H0ZM8 210V209H7ZM6 210V211H7ZM10 210V209H9ZM32 210H34V209H31V211ZM149 210H151V209H149ZM215 211V212H217L218 213V211ZM30 211V212H31ZM39 211V210H38ZM115 211V212H114ZM142 211V212H141ZM144 211H147V210H144ZM209 211V210H208ZM233 211H234V213H235V210L233 209ZM1 212V211H0ZM3 212V211H2ZM27 212V211H26ZM36 212V211H35ZM229 212V211H228ZM32 213H33V211H32ZM212 213H211V215H212ZM216 213V214H217ZM231 213H232V211H231ZM234 213H232V214H234ZM3 214V213H2ZM2 214H0V216L2 215ZM6 214V213H5ZM120 214V215H119ZM151 216H150V215ZM164 214V213H163ZM229 214V213H228ZM7 215H9L8 217H10V215H11V213L9 214H6V217H7ZM150 216V217H148L147 219H146V222H147V225H146V228H142V222H143V220H144V217L145 216ZM207 215H209V216H211L210 214H207ZM5 215H3V217H4ZM26 216V215H25ZM118 216V217H117ZM229 216H231V215H229ZM236 216H237V214H236ZM30 217V216H29ZM159 217V216H158ZM172 217V216H171ZM235 217V216H234ZM239 217V216H238ZM17 218V217H16ZM22 218H23V216H22ZM21 217H20V219H22ZM41 218V217H40ZM47 218V217H46ZM146 218V217H145ZM210 218H212V217H207V216H204V217H201V219L199 220V223H196V222H191V227L190 228H192V227H195L196 229L198 228V227H202V226H200V225H204V227H205V224L206 223H211L212 221L210 220ZM233 218V216L231 217V219ZM5 219V218H4ZM10 219V218H9ZM7 220V218H6V220H7V222L9 221L10 223L12 222L11 220ZM18 219V218H17ZM20 219H18V220H20ZM23 219H25V218H23ZM38 219V218H37ZM49 219H51V218H49ZM151 219H153L152 217H151ZM221 219V218H220ZM230 219V220H231ZM235 220H237L236 219V217L234 218ZM2 220V219H1ZM6 220H4V221H6ZM198 220V219H197ZM196 220V221H197ZM239 220V219H238ZM237 220V221H238ZM14 221H16L15 223H17V220L15 219ZM24 221V220H23ZM49 221V220H48ZM188 221V220H187ZM201 221V222H200ZM216 221V220H215ZM233 221V220H232ZM1 222V221H0ZM7 222H5V223H7ZM20 222V221H19ZM19 222H18V224H19ZM36 222V221H35ZM43 222V221H42ZM52 222V223H53ZM190 222V221H189ZM239 222V221H238ZM31 223V222H30ZM44 223V222H43ZM185 223V222H184ZM214 223V222H213ZM13 224V223H12ZM183 224V223H182ZM215 224V223H214ZM220 224H222V222L220 223ZM229 224H230V222H229ZM234 224V223H233ZM232 224V225H233ZM244 224H246V223H244ZM2 225H4L5 226V224H4V222H3V224ZM16 225V224H15ZM31 225H33V224H31ZM160 225H162V224H160ZM180 225H181V223H180ZM189 225V226H190ZM218 225V224H217ZM226 225V224H225ZM228 225V224H227ZM231 225V226H232ZM236 225V224H235ZM240 225H241V223H240ZM247 225V224H246ZM248 225H250V224H248ZM19 226H20V224H19ZM38 226V225H37ZM91 226H93V227H91ZM143 226H145V224L143 225ZM170 227H174L175 226V224L173 223H171V225H169ZM206 226H207V224H206ZM215 226V225H214ZM245 226V225H244ZM9 227V226H8ZM11 227V226H10ZM15 227V226H14ZM13 227V228H14ZM18 227V226H17ZM30 227V228H29ZM187 227H188V225H187ZM230 227V226H229ZM235 227V226H234ZM6 228V227H5ZM16 228V227H15ZM35 228V227H34ZM92 228H93V230H92ZM208 228V227H207ZM238 228V227H237ZM236 228V229H237ZM241 228V227H240ZM252 228V227H251ZM168 229H170V228H168ZM193 229V228H192ZM200 229L201 228H199V231H200ZM242 229V228H241ZM240 229V230H241ZM250 229V228H249ZM5 230V229H4ZM4 230H3V235H1L3 238H1V236H0V238L1 239H5L4 241H6V238L4 237V235L6 234V232H4ZM6 230H8V228L6 229ZM5 230V231H6ZM10 230V229H9ZM16 230V229H15ZM195 230V229H194ZM224 230V229H223ZM227 230V229H226ZM230 230V229H229ZM12 231H14V229L12 230ZM12 231H11V235H12ZM235 231V230H234ZM15 232V231H14ZM173 232V231H172ZM185 232V231H184ZM197 232V231H196ZM225 232V231H224ZM8 233V232H7ZM162 233V234H163ZM195 233V232H194ZM218 233V232H217ZM221 233V232H220ZM137 235L136 237H140L139 239L138 238H136V237H134L135 235ZM200 234V233H199ZM231 234V233H230ZM242 234V233H241ZM53 235V236H52ZM220 235V234H219ZM237 235V234H236ZM14 236H17V234L15 233V235L13 234L11 237H14ZM186 236V235H185ZM203 236V235H202ZM206 236V235H205ZM7 238L9 237V240L11 241V238H10V235L9 236H6ZM165 237H166V235H165ZM168 237V236H167ZM182 237V238H181ZM180 237V240L179 239H176V240H179L178 242H176V240L174 241V240H171V241H173V242H171L170 241V243H173V245H172V249H169V248H167L166 249V251L165 250H163L162 252L161 251H155V253H157V254H160V257L162 258V259H165V261L167 262H169V263H176L177 261L178 262H180V261H184V259L183 258H181V255H182V253L183 252H187L188 250H189V248L191 249V246L193 247V244H195V242L194 241H191L193 244H191L190 243V239L192 238L191 236V238L189 237V239H188V237H187V239H184L183 238V236H181ZM199 237V236H198ZM198 237H196V238H198ZM206 237H208V236H206ZM228 237V236H227ZM226 237V238H227ZM242 237V236H241ZM15 238V237H14ZM196 238H195V240H196ZM204 237H202V239L200 240V242H202V240H204L205 241V239H203ZM225 238V239H226ZM239 238H237V239H239ZM161 239V238H160ZM164 239V238H163ZM166 239V238H165ZM182 239H184L183 241H182ZM210 239V238H209ZM214 239H215V237H214ZM218 239V238H217ZM216 239V240H217ZM222 239V238H221ZM228 239H229V237H228ZM9 240H7V241H9ZM13 240V239H12ZM15 240H17V239H15ZM167 240V239H166ZM199 240V239H198ZM216 240H214V242H213V245H212V248L209 246L208 247V249L210 250V251H212V252H214L215 254L217 253V251H219V249L217 248V250H215L214 248H213V246L215 245L214 243H215V241ZM9 241V242H10ZM14 241V240H13ZM13 241H11V242H13ZM19 242H20V240H18ZM139 241V242H138ZM160 241V240H159ZM168 241V240H167ZM207 241V240H206ZM211 241V240H210ZM225 241H227V240H225ZM229 241V240H228ZM235 241H236V239H235ZM0 242H3V241H0ZM15 242V241H14ZM138 242V243H137ZM176 242V243H175ZM199 241H197V243H198ZM217 242V241H216ZM219 242V241H218ZM218 242H217V244H218ZM229 242H231V241H229ZM233 242V241H232ZM83 243V244H82ZM110 243H111V245H110ZM149 243V242H148ZM170 243H167V244H170ZM205 243V242H204ZM16 244V243H15ZM15 244H14V246H15ZM141 244V243H140ZM147 244V243H146ZM156 244V243H155ZM154 244V245H155ZM203 243H201L199 246H198V248L200 249H197L198 251H203L204 250V248L206 249V247H204L203 249L201 248V247H203L204 245H202ZM208 245L210 244V243H207ZM222 244H225V242L224 243H222ZM229 244V243H228ZM4 245V244H3ZM3 245H0L1 246V248H3V250H5V248H6V246H5V248L4 247H2ZM12 245V244H11ZM136 245H134V246H136ZM139 245V244H138ZM152 245V244H151ZM171 245V244H170ZM170 245H168V246H170ZM207 245V246H208ZM218 245H221V244H218ZM13 246V245H12ZM17 246V245H16ZM19 246V245H18ZM216 247H217V245H215ZM226 246H227V244H226ZM222 247V246H221ZM0 248V250H2ZM10 248V247H9ZM196 248V245H195V247L194 248H192V249H195ZM13 249V248H12ZM18 249H19V247H18ZM165 249V248H164ZM192 249H191V251H192ZM202 249V250H201ZM226 249V248H225ZM228 249H229V245H228ZM2 250V251H3ZM10 250V249H9ZM20 250V249H19ZM18 250V251H19ZM50 250L52 251V252H50ZM108 250V251H107ZM196 250V251H197ZM209 250H207V251H209ZM223 250H224V246H223ZM227 250V249H226ZM226 250H224L223 252H225ZM7 251H8V249H7ZM13 251V250H12ZM205 251V250H204ZM206 251V252H207ZM233 251H235V249L233 248ZM125 252V251H124ZM128 252V251H127ZM149 252V251H148ZM151 252H153V251H151ZM186 252L184 253V254H186ZM126 253V252H125ZM154 253V252H153ZM202 253V252H201ZM209 253V252H208ZM210 254V260L212 261H208V262H211L212 264H220V259L222 260V258L223 257H221V258H219V253H218V257H216V255L215 254ZM4 254H6V252L4 253ZM136 253H134V256H133V254H132V257L131 256H128L127 255V253H126V255H124V256H116V258L114 257V258H111V259H109V261L106 263V264H150V263H153V262H144V261H142V259H140L139 257H141V255H142V253H141V255L139 256V254H138V256H136L135 255ZM145 254V253H144ZM149 254V253H148ZM172 254H174V255H172ZM183 254V255H184ZM204 254V256H205V252L204 253H202V255ZM131 255V254H130ZM208 255V254H207ZM206 255V256H207ZM215 255V256H214ZM150 256H151V254H150ZM185 256V255H184ZM183 256V257H184ZM205 256V257H206ZM209 256V255H208ZM207 256V257H208ZM221 256H223V255H221ZM20 257V256H19ZM227 257V256H226ZM231 257V256H230ZM240 257V256H239ZM143 259H144V257H142ZM196 258V257H195ZM195 258H193V259H195ZM209 258V257H208ZM236 258V257H235ZM245 258V259H246ZM103 259V258H102ZM153 259V258H152ZM174 261H173V260ZM189 259V258H188ZM145 260V259H144ZM196 260H198V259H196ZM205 260V258L204 257H202L201 259H200V261H201V264H205L207 261H205V263H202L203 261ZM207 260V259H206ZM228 259L226 258V261H227ZM229 260H230V258H229ZM236 260V259H235ZM16 261V260H15ZM33 261V262H32ZM101 261H103V260H101ZM193 261V260H192ZM236 261H238V260H236ZM100 262V261H99ZM155 262V261H154ZM166 262H165V264H166ZM177 262V263H178ZM224 262V261H223ZM227 262H230V261H227ZM244 261H242V263H243ZM13 263V262H12ZM11 262H9V261H3V260H0V264H12ZM29 263V262H28ZM101 263V262H100ZM200 263V262H199ZM221 263H222V261H221ZM233 263V262H232ZM239 263H240V261H239ZM250 263V262H249ZM17 264H19V263H17ZM21 264V263H20ZM84 264H86V263H84ZM194 264V263H193ZM207 264H209V263H207ZM229 264V263H228Z\"/></svg>",
	"mask_w": 264,
	"mask_h": 264
}]
</instances>
